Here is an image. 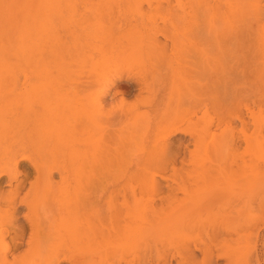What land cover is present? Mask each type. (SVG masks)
<instances>
[{"label": "rangeland", "instance_id": "obj_1", "mask_svg": "<svg viewBox=\"0 0 264 264\" xmlns=\"http://www.w3.org/2000/svg\"><path fill=\"white\" fill-rule=\"evenodd\" d=\"M0 8L27 35L25 137L36 162L64 165L53 174L56 197H82L103 176L109 230L110 212L134 191L140 227L163 223L139 237L141 262L156 264L208 243L206 196L224 188L209 213L235 231L219 243L235 252L232 264H258L257 252L264 264V132L259 148L252 133V115L264 118V0H0ZM166 107L160 124L155 111ZM24 168L20 196H51L36 193L46 178L32 163ZM196 255L192 264H203Z\"/></svg>", "mask_w": 264, "mask_h": 264}, {"label": "bare ground", "instance_id": "obj_2", "mask_svg": "<svg viewBox=\"0 0 264 264\" xmlns=\"http://www.w3.org/2000/svg\"><path fill=\"white\" fill-rule=\"evenodd\" d=\"M26 40L25 30L20 25H14L9 14L0 8V264H29L35 257L40 262L32 264H155L153 260L141 262L139 237L142 229L148 234L155 228H161L163 223L162 220L148 218V225L140 227L139 202L134 191L130 197L124 194L122 202L110 212L109 222L112 225L109 230H105L102 227L105 222L103 203L108 187L102 180L103 176L98 184H89L82 197L73 193L71 196L56 197L53 174L59 173L62 176L64 165L36 162L32 157L35 145L25 137L29 92ZM136 84L141 90L142 82L138 80ZM128 87L126 92L131 90ZM256 91L254 101L258 102L262 96ZM116 93H123V90L114 91V95ZM105 94L106 89L102 87L97 92V101L101 102ZM170 111L168 107L161 110L157 108L155 120L161 124L171 115ZM239 119L244 123L242 118ZM252 121L254 143L259 148L262 145L264 118L257 112L252 115ZM177 131V128H173L168 133L172 135ZM25 160L32 163L38 176L46 178V184L40 189L36 188V193L51 196L42 201L27 193L20 196L29 175L28 168L19 169ZM20 175L23 177L20 178ZM4 176L7 178L6 183L1 181ZM3 186H11L12 189L4 191ZM226 194L228 192L222 188L206 196L208 243L204 247H188L186 257L184 252L181 260L165 254L162 261L156 264H172L173 259L176 264H192L197 258V251L202 254L203 264H232L236 254L231 249L224 250L219 238L225 243L233 240L231 237L235 230L232 229L235 228L230 227L227 218L225 221L212 222L209 213V202H217ZM23 207L27 213H23L22 218L28 222L29 232L19 217ZM150 210L152 213L157 212L154 206ZM82 216L86 217L83 225L80 222ZM259 255L258 252L255 254L258 264L261 259ZM221 260L225 262L220 263Z\"/></svg>", "mask_w": 264, "mask_h": 264}]
</instances>
